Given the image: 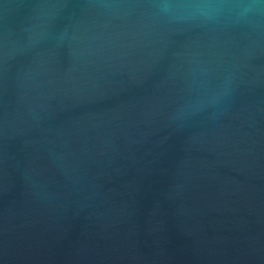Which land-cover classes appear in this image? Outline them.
<instances>
[{
	"label": "water",
	"instance_id": "obj_1",
	"mask_svg": "<svg viewBox=\"0 0 264 264\" xmlns=\"http://www.w3.org/2000/svg\"><path fill=\"white\" fill-rule=\"evenodd\" d=\"M0 264H264V0H0Z\"/></svg>",
	"mask_w": 264,
	"mask_h": 264
}]
</instances>
